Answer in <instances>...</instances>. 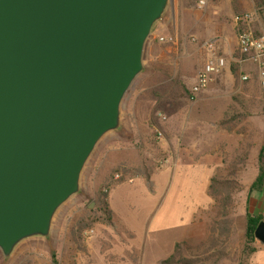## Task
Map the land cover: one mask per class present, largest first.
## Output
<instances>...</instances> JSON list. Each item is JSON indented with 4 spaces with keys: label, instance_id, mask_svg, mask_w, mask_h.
Returning a JSON list of instances; mask_svg holds the SVG:
<instances>
[{
    "label": "rangeland",
    "instance_id": "1",
    "mask_svg": "<svg viewBox=\"0 0 264 264\" xmlns=\"http://www.w3.org/2000/svg\"><path fill=\"white\" fill-rule=\"evenodd\" d=\"M197 2L173 0L156 24L144 47L143 71L122 101L120 128L96 145L82 171L79 193L57 211L50 237L22 242L9 259L2 258L3 264H55L54 260L58 264L60 256L61 263L70 264H160L177 243H186L195 252L210 235H218V230L213 232L217 212L206 189L209 176L200 177V171L180 166L178 124L184 110L192 109L194 117L201 114L195 107L210 103L205 100L209 89L230 93L249 85L240 80V72H250V67L236 68L235 73L231 69L233 59L239 57L234 17L256 10L252 0H206L204 9L198 8ZM161 36H173L176 42L160 43ZM192 37L198 41L219 37L217 52L229 63L226 74L193 98L189 91L206 54L191 42ZM249 88L257 90L256 85ZM167 89L171 106H182L170 120L161 121L157 114L165 112L155 110L160 104L155 93ZM251 98L247 102L248 96L236 92L215 99L213 105L224 106L227 117L241 115L235 121V131L245 128L251 133L246 121L254 113L257 97ZM207 114L215 121L224 118L217 108ZM244 136V141H252L251 134ZM221 139L217 138V143ZM242 147L244 152L247 146ZM99 192L107 195L110 225L91 223L87 218V211L97 206ZM243 205L239 185L228 214L230 233L212 250L224 251L225 258L218 264L239 263L245 225ZM257 256L254 264H264V252Z\"/></svg>",
    "mask_w": 264,
    "mask_h": 264
},
{
    "label": "water",
    "instance_id": "2",
    "mask_svg": "<svg viewBox=\"0 0 264 264\" xmlns=\"http://www.w3.org/2000/svg\"><path fill=\"white\" fill-rule=\"evenodd\" d=\"M173 0H0V252L48 239L99 141L117 131ZM264 246V222L255 231Z\"/></svg>",
    "mask_w": 264,
    "mask_h": 264
},
{
    "label": "crops",
    "instance_id": "3",
    "mask_svg": "<svg viewBox=\"0 0 264 264\" xmlns=\"http://www.w3.org/2000/svg\"><path fill=\"white\" fill-rule=\"evenodd\" d=\"M262 23L263 22H261L258 15L255 13L253 29L256 33H264V25ZM228 66L229 63L227 62L226 67L222 70V72L213 77L210 84L214 80H217L221 78L222 75L226 74L229 68ZM236 68L239 69L240 67L236 65ZM250 68L251 73H249L251 75L250 79L246 81L247 83L245 82L246 85H253L254 83L252 75L255 74V70L253 67ZM255 80L258 81L256 74ZM249 85L246 88L242 89V91L238 89L233 92L231 91L230 93H224V91L221 89H209V93H207L205 100L210 103L202 104L200 106L197 105L195 107L200 109V115H198V113H195L196 116L194 117V115H192V109L184 110V118H182V120L178 124L180 132L178 156L180 159V166L182 164L186 168V170L189 169L196 172L200 171V177L209 176L208 185L210 183V179L216 174L220 173V171H232L237 177L238 184L240 185V191H242V193L244 194V216L246 217V215L249 214L252 216L264 217V170L261 179L262 184L260 185V187L258 189H251L252 185L255 183L257 177L260 174L258 169V157L262 150V166L264 169V92L259 88H256L257 90L255 91L253 88H249ZM207 88L203 91H206ZM236 92H241L244 97L248 96L249 99L247 100V102L252 101V96L255 97L254 100L257 97L256 102L254 103L256 106L253 111L254 113L253 115L249 116L250 120L246 121L250 125L248 126V130H251V133H248L245 128L240 131L234 130L228 132L220 126V121L223 119V117L218 121H215L211 118L212 116L210 117L207 114L208 111L214 112V109L217 108L218 112H221L222 115L225 116V113L227 111L226 109H224V106H215L213 105V101L215 99H222L225 95L231 96ZM246 104L247 103H244V106ZM171 117L172 116H169V120ZM170 122L173 121H169V123ZM172 125H175V121L174 123H172ZM172 125L170 124V127ZM244 133L251 134V142H246V140H243L244 137H247L244 136ZM219 137H221L222 139L217 143L216 139ZM244 145L247 146L246 150L244 151L246 152V157L243 159V161L232 165V162L235 161L236 157L244 153L242 147ZM229 161L231 163L230 165ZM199 191L200 193L202 192V187L199 188ZM260 251L264 252V246L261 244H259L258 246L256 245V252L250 258L249 264H254L256 258H258V252ZM59 258L60 263L58 264H70V262L61 263L62 256H60ZM56 261L54 260L55 264L57 263ZM71 264L73 263L71 262Z\"/></svg>",
    "mask_w": 264,
    "mask_h": 264
},
{
    "label": "trees",
    "instance_id": "4",
    "mask_svg": "<svg viewBox=\"0 0 264 264\" xmlns=\"http://www.w3.org/2000/svg\"><path fill=\"white\" fill-rule=\"evenodd\" d=\"M254 3V7L256 10V14L259 19L263 22L264 25V0H252ZM244 12L237 13V15H241ZM256 26V24H255ZM238 33V30L236 28ZM233 73H235L236 65L233 64L231 66ZM254 79L253 85H256L257 88L260 89L258 81L255 80V74L252 75ZM247 83V82H246ZM245 83V84H246ZM190 93V91H189ZM155 94L159 95L160 104L156 106L155 110H161L164 113L166 119L169 117L168 115L174 114L178 107L171 106V92L167 90L158 91ZM166 95V96H164ZM171 96V97H168ZM170 102V103H169ZM167 114V115H166ZM241 115H233L231 117L224 116V118L220 121V126L227 130L228 132L234 131L235 121L240 118ZM242 118H245L242 115ZM159 120V119H158ZM246 157V152L242 155H238L233 164H237L238 162L243 161ZM263 150L260 152L258 160V169L259 176L257 177L255 183L252 185L251 189H258L262 184V176H263ZM225 164V163H224ZM231 164V163H230ZM231 165V166H232ZM225 171V172H224ZM220 171V173L216 174L210 179V183L207 188L208 197L214 202V207L217 212V220H215L214 224L217 226L218 235H210L205 242H201L199 246L196 247V251L194 249H190V247L186 243H177L174 247L173 253L167 258L160 262V264H218L220 260L225 258L223 249L219 248L217 251H212L215 249L219 243V240L223 237H228L230 233L229 229V219L228 214L230 207L233 202V198L235 194L239 190V184L237 181V177L234 175L232 171L224 170ZM224 172V173H223ZM107 195L103 192L98 193L97 206L93 210H88L87 218L91 223L102 222L105 224H111V211L109 210L108 203L106 201ZM264 222V217L260 216H252L247 214L245 217V225L243 232V246L240 251L239 263L238 264H249L250 258L256 252V245L260 244L256 237L255 231L259 225ZM200 248H202L200 250ZM2 254L0 252V264H3Z\"/></svg>",
    "mask_w": 264,
    "mask_h": 264
},
{
    "label": "built area",
    "instance_id": "5",
    "mask_svg": "<svg viewBox=\"0 0 264 264\" xmlns=\"http://www.w3.org/2000/svg\"><path fill=\"white\" fill-rule=\"evenodd\" d=\"M207 5L206 0H198V8L204 9ZM255 20V12H245L234 17V24L238 30L237 45L238 54L237 59L233 62L240 68L253 67L259 83L260 89L264 92V33H256L253 29ZM191 42L198 45L199 49L206 54L203 68L198 72L196 81L190 89L191 98L195 97L201 91L205 90L213 77L219 74L227 64L226 58L221 56L218 50L220 42L219 37L209 38L203 41H198L192 37ZM160 43L175 44L176 38L173 36H161L158 38ZM249 72H240V80L246 82L250 79ZM157 117L161 121H165V115L158 113ZM158 138L161 137V132H158ZM118 175L115 179H118Z\"/></svg>",
    "mask_w": 264,
    "mask_h": 264
}]
</instances>
